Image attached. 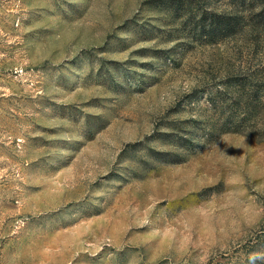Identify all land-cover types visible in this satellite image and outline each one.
<instances>
[{"label": "rangeland", "instance_id": "374dc122", "mask_svg": "<svg viewBox=\"0 0 264 264\" xmlns=\"http://www.w3.org/2000/svg\"><path fill=\"white\" fill-rule=\"evenodd\" d=\"M0 264H264V0H0Z\"/></svg>", "mask_w": 264, "mask_h": 264}]
</instances>
